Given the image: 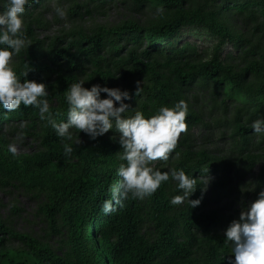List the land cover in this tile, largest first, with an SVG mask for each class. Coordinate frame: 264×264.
I'll return each mask as SVG.
<instances>
[{"label":"rangeland","instance_id":"374dc122","mask_svg":"<svg viewBox=\"0 0 264 264\" xmlns=\"http://www.w3.org/2000/svg\"><path fill=\"white\" fill-rule=\"evenodd\" d=\"M155 0H107L92 2L90 0H45L41 5L26 10L24 14V26L26 32V44L30 45L14 55L11 64L15 69L24 70L22 64L28 50L39 54L42 60L49 65L52 71L46 72L43 83L47 85L49 96L47 97L51 108H60V99L56 96L57 90L62 88L60 78H75L85 80L84 87L90 88L94 84L107 87H118L128 90L132 94L131 100H126L132 110L127 115H133L139 111V100L143 92L151 90L154 79L150 74L137 72L138 59L145 63L155 64L161 72H170L166 65L189 62L197 64L210 60L215 54L222 57L224 62L230 64L233 72L243 75L241 84L249 94L238 96L230 86H219L214 83H196L185 86L186 96L189 100L191 111L200 119L193 129V144L198 150H207L215 160L225 162L233 157L236 127H232L242 111L246 108L245 101L250 103L260 100L264 102V63L263 72L260 75L252 74L247 69L255 62L261 61L264 55V19L257 20L248 14L225 10L221 14L220 22L230 32L221 48L218 44L221 39L213 35L207 29H187L182 38L173 42H164L158 48H152L149 39L145 38V30L152 28L166 16L165 7L154 4ZM195 6L208 4L210 10L222 8L227 1L217 2L218 7L210 0H188ZM7 0H0V12L5 10ZM59 5L66 11V16L60 18L55 13V7ZM221 10V9H220ZM128 25H136L138 29L125 28ZM97 35L101 44L91 40L82 41L81 35ZM138 38V41L135 39ZM188 42H191L188 44ZM79 43H82L81 45ZM187 45L186 49L175 51V46ZM93 46L94 50L86 49ZM164 46V47H163ZM66 50L72 55H79L73 63H69L61 55L55 62L50 56L58 51ZM182 66V65H181ZM74 81V82H75ZM137 82H140L141 91L138 99L136 94ZM73 82H69V85ZM106 94L101 93V98ZM65 108H60L64 114ZM257 119L252 120L254 122ZM43 124L39 119H17L6 122L0 127V161L10 171L7 175L0 173V223L6 229L17 234H27L38 240L42 245L49 247L54 255L61 261L52 262L44 260L43 264H81L74 242L71 238L69 227L65 226L62 219L56 221V229H53L44 206L49 202L48 186L52 182L67 173L71 166L77 162L72 157L69 162L55 164L46 172L30 171L28 168H15L14 158L30 156L45 150L42 143ZM71 141L74 143H86L95 147L98 143L90 139L83 132L72 130ZM116 147V157L119 159L121 146L118 142V134L114 130L99 136ZM15 146L16 154L11 156L9 146ZM195 160L198 158L194 157ZM181 157L169 158L168 161H155L153 167L163 171L174 169ZM262 165V164H261ZM258 168L255 172H258ZM217 176H209L205 196V210L216 211L221 216L238 217L241 210L254 200L253 193L247 186L251 184V173L232 167L228 170V190L221 187L213 191L211 180ZM214 181V180H213ZM167 190L172 199L176 195H182L176 186V182L170 180ZM194 199L193 194L189 197ZM138 200V199H137ZM142 209L143 223L141 233L150 241L156 242L160 237V231L151 221L150 204L151 197L138 200ZM190 204L187 200L181 205H174L172 215L177 220V234L180 242L189 245L186 235V214ZM233 221V220H232ZM228 219L219 226L220 232L232 222ZM5 238V246L15 250H28L24 242L7 232H0V238ZM94 240V239H93ZM2 247L0 246V249ZM103 262V259L100 261Z\"/></svg>","mask_w":264,"mask_h":264},{"label":"trees","instance_id":"16d2710c","mask_svg":"<svg viewBox=\"0 0 264 264\" xmlns=\"http://www.w3.org/2000/svg\"><path fill=\"white\" fill-rule=\"evenodd\" d=\"M45 0H33L26 10L41 5ZM92 2L107 0H90ZM221 0H210L214 3ZM227 4L222 8L210 10L208 4L195 6L188 0H155L154 4L165 7L166 16L152 28L145 30V38L149 39L152 48H158L161 43L173 42L174 39L182 38L187 29H207L213 35L221 39L218 48L225 43L230 32L220 22V17L225 10H234L237 13L248 14L252 19L259 17L264 19V0H223ZM221 9V10H220ZM138 29L136 25H128L125 28ZM102 35H81L82 41H90L101 44L98 41ZM138 41V38H135ZM191 42H188L190 44ZM80 45L82 43H79ZM164 47V46H163ZM187 45L175 46L174 50L183 51ZM94 47L86 49L90 52ZM63 57L67 62L73 63L79 55H72L66 50H61L56 55L50 56L55 62L57 58ZM41 56L33 50L26 52L23 60L24 67H29L27 77L21 80H35L44 82L46 72L52 71L51 67L40 58ZM261 61L254 62L247 71L260 75L263 72L264 55ZM182 65V66H181ZM137 72L144 69L154 79L151 90L143 92L139 100V111L145 117L154 115L161 106L171 107L176 102L184 100L188 105L186 117L187 131L182 133L177 148L170 156L181 157L174 169L184 170L186 174L196 178L197 183L206 181V177L216 175L211 180L213 191L222 188L227 191L228 170L239 167L253 176L251 189L255 201L259 193L264 191V134H256L252 130V120L264 117V102L245 101L246 108L242 115L232 122L236 127L234 140L235 157L221 162L210 156L207 150H198L193 144V129L200 124V119L191 111L189 100L186 96L187 85L196 83H214L219 86H230L238 96H246L249 93L243 88L241 81L243 75L233 72L230 64L224 62L222 57L216 54L208 61L190 64L166 65L171 68L170 72H161L155 64L145 63L138 59L136 62ZM17 73L21 69H15ZM75 78H60L62 88L57 90L56 96L60 99V108H65V113H60V108H51L50 111L59 122L67 119L66 92L69 82ZM138 99V95H134ZM39 119L43 124L42 143L45 150L30 156L15 157L13 162L15 168L25 167L30 171H48L55 164H63L70 161L72 157L77 158L75 165L69 168L67 173L56 178L48 186L49 202L44 206L51 221L53 229H56V221L62 219L65 226L69 227L71 238L74 242L81 264H232L235 257L229 252L231 246L225 241L224 232L219 231V226L228 219L230 221L238 217L221 216L216 211L205 210L206 189L198 185L193 193L194 199H200V204L194 208H188L186 214V235L189 245L178 240L177 220L171 214L174 205L170 203V195L167 183H163L155 194L151 196L150 217L160 231L159 240L150 241L141 233L143 223L142 209L137 199H128L123 206H117L116 210L105 215L101 206L110 197L109 187L119 180L117 169L120 162L116 157V147L108 143L104 138L97 137L98 143L95 147L86 143H74L71 140H62L55 131L39 117L38 109L31 106H21L14 112H8L0 107V127L6 122L17 119ZM72 145L74 152L70 158L63 154L64 144ZM3 141L0 139V146ZM11 156H15L11 153ZM194 157L198 158L197 160ZM262 164V165H261ZM259 169L255 172V169ZM10 171L0 161V173L7 175ZM0 232L21 239L28 250H15L5 246V238H0V264H43L44 260L59 262L61 259L54 255L52 250L42 245L38 240L27 234H17L8 230L0 223ZM94 239V240H93ZM101 259L103 262L101 263Z\"/></svg>","mask_w":264,"mask_h":264},{"label":"clouds","instance_id":"9594fccd","mask_svg":"<svg viewBox=\"0 0 264 264\" xmlns=\"http://www.w3.org/2000/svg\"><path fill=\"white\" fill-rule=\"evenodd\" d=\"M32 2L7 0L5 10L0 12V107L8 112H14L22 105L38 109L40 119L46 121L62 140L70 141L73 129L93 140L110 130L118 134L122 149L119 159L124 163L117 169L119 180L109 187L110 197L101 206L105 215L114 212L117 206H123V202L130 198L144 200L151 197L170 180L176 182L182 193L171 199L172 205H181L187 200L190 207L198 206L200 199L190 200L189 197L198 185L202 190L206 189L207 177L204 183L198 184L196 178L184 170L162 172L152 166L155 161H168L181 134L187 131L189 109L184 100L171 107L161 106L150 117H145L140 111L127 115L132 110L125 103L132 99L128 90L99 84L88 88L84 87L85 80L78 79L66 92L67 119L58 122L50 111L47 85L35 80H21V77H27L29 67L26 64L25 69L17 73L11 60L30 45L26 44L24 14ZM54 10L58 17L66 16L63 7L57 5ZM140 91V82H137L136 95ZM101 93L106 97L101 98ZM252 130L256 134H264V117L252 123ZM8 150L16 154L15 146L10 145ZM73 152L72 145L65 143L64 156L70 158ZM224 234L225 241L231 246L229 252L235 257L232 264H264V191L241 210L239 219L233 220Z\"/></svg>","mask_w":264,"mask_h":264}]
</instances>
